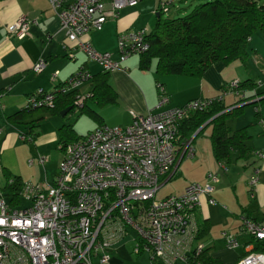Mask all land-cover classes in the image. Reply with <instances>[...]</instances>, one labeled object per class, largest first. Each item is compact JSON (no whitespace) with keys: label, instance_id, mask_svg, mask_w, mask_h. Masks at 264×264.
Segmentation results:
<instances>
[{"label":"built area","instance_id":"obj_1","mask_svg":"<svg viewBox=\"0 0 264 264\" xmlns=\"http://www.w3.org/2000/svg\"><path fill=\"white\" fill-rule=\"evenodd\" d=\"M175 0H160L159 11H167ZM66 38L105 71L112 72L133 54L148 51L145 28L127 30L118 35V55L98 52L84 36L100 30L119 9L133 6L137 0H73L63 7L50 0ZM35 20L25 16L7 27L9 33L24 37ZM71 55V54H70ZM72 56V55H71ZM44 60L37 61L40 72ZM87 76L83 70L55 91L38 89L28 98L32 107H54L58 94L76 88ZM237 82L231 83V88ZM161 92L157 113H132L125 126L101 125L76 140L58 147L63 158L54 183L46 190L24 185L27 205H11L0 192V264H108L111 250L119 240H135L133 251L148 252V264H221L204 262V244L197 239L198 225L193 212L200 196L209 197L216 175L207 174L204 184L189 183L183 193L157 197V191L178 157L194 155L193 135L178 143V124L189 113L204 110L221 100H190L183 106L168 107L169 98ZM237 93V91H235ZM79 96L75 108L84 102ZM264 129V117L259 118ZM20 139L26 140L24 135ZM264 158V151L256 152ZM46 157L39 156L44 162ZM255 184V179L250 181ZM242 225L259 242L258 250H248L231 264H264V226L242 218ZM136 231L133 237L129 230ZM235 247V238L228 240Z\"/></svg>","mask_w":264,"mask_h":264},{"label":"crops","instance_id":"obj_2","mask_svg":"<svg viewBox=\"0 0 264 264\" xmlns=\"http://www.w3.org/2000/svg\"><path fill=\"white\" fill-rule=\"evenodd\" d=\"M58 1L63 7L73 2ZM159 5L160 0H137L135 5L119 9L116 17L107 19L100 30H91L84 39L89 40L98 52H109L117 58L119 33L140 28L151 32L158 13L165 12L159 11ZM153 11L155 16L150 17ZM22 16L35 22L30 25L28 33L19 38L9 33L7 27ZM39 60H44L45 66L40 72H34L32 66ZM140 61L141 54H133L110 72L108 83L115 90L116 99L98 103L90 97L95 87L91 76L103 69L66 38L50 0H0V187L13 178H18L23 185L38 186L40 190H46L54 183L63 158V151L58 145L61 139L64 140L62 133L67 137V131L62 128L72 125L75 134H85L77 132L72 122V116L79 111L60 115V111L65 109L63 102L60 111L34 108L25 113L22 120L14 121L9 117L25 109L28 98L38 89L55 91L81 70L87 76L69 92L77 98L83 96L87 108L98 116L95 119L83 113L94 124L88 132L101 125H128L132 122V113L146 115L159 112L162 108H156V103L161 95L160 86L169 98L168 107L183 106L190 100L222 96L215 102H222L227 106L225 110L242 107L241 115L245 106L264 102V79L261 78L264 75V35L259 31L252 34L248 41L246 59H236L227 64L214 63L200 77L158 74L155 58L143 67ZM246 79H250L253 88L240 90V82ZM233 81L237 82V86L231 88ZM228 93H233L235 97H227ZM254 111L257 121L249 120L248 124L239 127L245 128L248 135L245 144L249 153L238 157V152L234 150L230 161L217 160L212 149V125L207 123L204 128L210 127L209 141L197 137L203 128L193 138V157H178L163 184L171 180L172 183L164 195L158 196L181 194L189 183L204 184L208 181V173L216 175L217 180L212 183L213 191L209 196L214 202L210 203L206 195L200 196L193 217L199 228L197 239L209 252V247L215 248L216 245L232 252L241 247L239 254L230 258V262H218L221 264L233 263L249 249L258 250L259 242L243 228V217L264 226V158L256 155V152L264 151V129L258 121L260 116L264 117V106ZM239 115L228 119L230 130L237 128L232 129L229 120ZM256 124L258 127H253ZM20 135H24L26 140L20 139ZM55 144L54 153L51 147ZM35 152L39 155L49 153L48 158L37 162ZM39 162L46 163L48 170ZM198 166L200 170L191 169ZM252 179H255L254 185L250 184ZM22 193L23 189L20 201L14 206L22 205ZM200 231L203 233L199 234ZM230 237L235 238V247L227 245ZM122 241L114 243L112 250L117 249Z\"/></svg>","mask_w":264,"mask_h":264},{"label":"trees","instance_id":"obj_3","mask_svg":"<svg viewBox=\"0 0 264 264\" xmlns=\"http://www.w3.org/2000/svg\"><path fill=\"white\" fill-rule=\"evenodd\" d=\"M257 31L264 35V0H206L185 15L175 18H164L159 12L154 28L147 35L150 47L141 54L140 64L143 67L155 58V70L158 74L200 77L214 63L227 64L236 59H244L248 54V41ZM109 73L102 70L91 76L95 87L90 97L98 103L116 99L115 90L108 83ZM252 85L250 79H246L240 82L239 89L253 88ZM76 99L70 92L58 94L54 107L47 109L60 111L61 104L65 102L63 108L71 107L68 113L73 112ZM226 107L222 102H213L202 111L189 113L178 124L179 140L190 137L209 120L207 123L212 125V149L217 160L230 161L234 150L238 152V157L246 155L249 148L245 144L248 139L245 128L230 130L228 125V119L239 115L242 107L225 110ZM34 108L45 107L27 105L9 118L14 121L22 120L25 118L24 114ZM79 113L98 119L87 108L85 101ZM258 113L260 114L259 111ZM62 129L67 131V137L62 133V145L80 137L74 133L72 125H66ZM23 186L18 178H13L12 181L8 179L0 189L8 202L16 205L20 201ZM201 232L203 233L200 231L199 234ZM201 259L207 263L219 262L206 253Z\"/></svg>","mask_w":264,"mask_h":264},{"label":"rangeland","instance_id":"obj_4","mask_svg":"<svg viewBox=\"0 0 264 264\" xmlns=\"http://www.w3.org/2000/svg\"><path fill=\"white\" fill-rule=\"evenodd\" d=\"M144 2H148L150 0H143ZM156 1L157 0H153ZM206 0H177L173 3V5H171L169 7L168 11L162 12V17L164 18H175L178 16H183L186 13H188L193 7H195L197 4H200L202 2H204ZM181 8V10H179ZM155 9V7H154ZM155 16V12L153 11V13H150V17ZM251 56V54H250ZM247 58V56L245 57V59ZM249 59V58H248ZM250 61L253 62L252 57H250ZM261 78L264 79V75H261ZM257 82V79H256ZM264 83V82H262ZM228 96H234L233 93H228L226 95ZM261 103V102H260ZM262 104V105H261ZM261 104H259V102H257V104L253 105H247L244 107V111L241 115H239L236 118H232L229 120V124L232 127V129L234 128H239L243 125H246L249 123V120H256L257 121V117H255L254 114V110L255 109H260L261 110V106H264V102H262ZM259 121V119H258ZM72 122H74V128L76 129L77 132L79 133H87L88 130H90L91 128H93L94 124L93 122L83 113H79V114H75L74 116H72ZM253 127H258V124L253 125ZM210 127H206L204 128V130H202L200 132V134L197 136L202 137L203 139L206 138L208 139L207 141H209V134H210ZM196 141V140H195ZM194 144V143H193ZM56 145V144H55ZM52 145L51 147V152H56V147L57 145ZM36 154V155H35ZM35 159L38 162L39 161V156L42 157H47V154L49 153H44L42 155H39V153L35 152ZM48 158V157H47ZM187 160V158L185 159ZM39 164L41 166H45L46 163H40ZM46 169L48 170L47 166H45ZM193 170H200V167H195V168H191ZM172 183L171 181L166 182L165 184H163L158 193H157V197L164 195L166 193V189L170 186V184ZM29 203V201L26 199V197H22L21 198V204L22 205H27ZM129 233L135 237L136 236V231L130 229ZM136 246V241L135 240H129V239H124L122 242H120V245H118L117 249H113L111 250L110 254H111V259L110 262L108 264H148L150 255L148 252H142L141 254H136L133 251V248ZM210 250V257H212L213 259L215 258L216 261H219L221 263H228L231 261L230 258H234L235 256H237L241 250V247H237L234 252L232 251H228L225 250L223 248V246H215V248L213 247H209ZM229 254L231 257H228ZM95 263H97V259H95ZM177 264H186L184 261L182 260H177Z\"/></svg>","mask_w":264,"mask_h":264},{"label":"clouds","instance_id":"obj_5","mask_svg":"<svg viewBox=\"0 0 264 264\" xmlns=\"http://www.w3.org/2000/svg\"><path fill=\"white\" fill-rule=\"evenodd\" d=\"M176 1V0H175ZM173 3V2H172ZM171 6V5H170ZM159 12V11H158ZM80 110V109H79ZM79 110H77L76 108H75V111H79ZM68 113V112H67ZM209 121V120H208ZM208 121H206V123L208 122ZM205 123V124H206ZM204 124V125H205ZM204 125H202L201 127H199L192 135H193V138L195 137V134L204 126ZM94 130V129H93ZM92 131V130H91ZM86 134V133H85ZM84 134V135H85ZM83 136V135H82ZM81 137V136H80ZM181 141H178V143H180ZM180 159V158H179ZM164 182H165V180H164ZM163 182V183H164ZM196 209V208H195ZM197 238H198V235H197ZM204 244V243H203ZM204 253H206L207 255H209L210 256V253H209V251H208V249H206V247H205V245H204V251H203V254H202V256L204 255ZM217 263V262H216Z\"/></svg>","mask_w":264,"mask_h":264},{"label":"water","instance_id":"obj_6","mask_svg":"<svg viewBox=\"0 0 264 264\" xmlns=\"http://www.w3.org/2000/svg\"><path fill=\"white\" fill-rule=\"evenodd\" d=\"M245 104H248V103H245ZM70 109H71V107H67V108L63 109L62 111H60V115L64 116Z\"/></svg>","mask_w":264,"mask_h":264}]
</instances>
